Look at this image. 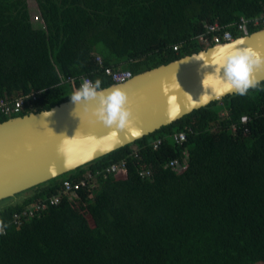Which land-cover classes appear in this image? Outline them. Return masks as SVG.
Returning <instances> with one entry per match:
<instances>
[{"label": "trees", "instance_id": "16d2710c", "mask_svg": "<svg viewBox=\"0 0 264 264\" xmlns=\"http://www.w3.org/2000/svg\"><path fill=\"white\" fill-rule=\"evenodd\" d=\"M28 1L0 0V100L37 96L0 122L70 100L83 76L112 85L104 68L134 76L213 46L197 37L214 23L264 28V0H32L39 21ZM64 180L87 186L13 222ZM27 190L0 208V264L264 263V81Z\"/></svg>", "mask_w": 264, "mask_h": 264}, {"label": "water", "instance_id": "95a60500", "mask_svg": "<svg viewBox=\"0 0 264 264\" xmlns=\"http://www.w3.org/2000/svg\"><path fill=\"white\" fill-rule=\"evenodd\" d=\"M242 40L238 47L264 56V28L232 41L213 45L167 64L132 76L124 83L101 88L128 96L135 136L127 129L105 126L96 119L93 98L61 102L48 110L0 122V201L63 175L137 139L171 124L184 115L221 100L235 91L217 94L214 54L220 45ZM222 75V70L221 73ZM252 76L264 81V66ZM50 113V115H48ZM117 132L115 139L112 132ZM152 142V138L148 139Z\"/></svg>", "mask_w": 264, "mask_h": 264}, {"label": "clouds", "instance_id": "9594fccd", "mask_svg": "<svg viewBox=\"0 0 264 264\" xmlns=\"http://www.w3.org/2000/svg\"><path fill=\"white\" fill-rule=\"evenodd\" d=\"M242 40L234 43L220 45L215 49L214 63L215 75L218 88L217 94L235 91L239 95H245L250 88H256L259 81L253 76L255 68L264 66V56L251 48L238 47ZM222 70V75L220 74ZM101 80L97 78L94 82L85 79L84 82L70 96L74 102L90 100L95 98L98 106L94 110L96 119L103 122L105 126H114L116 129H127L135 136L141 134V130L134 127L131 117V109L127 107L128 96L121 90L106 92L101 90ZM50 115V113L48 114ZM117 132L113 131L111 138L115 139ZM3 226L0 225V232Z\"/></svg>", "mask_w": 264, "mask_h": 264}, {"label": "built area", "instance_id": "2783aa9c", "mask_svg": "<svg viewBox=\"0 0 264 264\" xmlns=\"http://www.w3.org/2000/svg\"><path fill=\"white\" fill-rule=\"evenodd\" d=\"M236 31L241 34V36L249 35L247 23L244 18H240V20L235 24ZM199 41H202L205 45H209L213 43V45H218L222 43H226L235 39L232 33L226 30L223 26L214 23L209 25L207 28V32L199 35L197 37ZM173 50H177V45L173 47ZM96 62L101 64V58L96 57ZM104 74L107 75L113 82V84L124 83L129 80L133 75L130 71H114L110 68H104ZM85 79L91 80L87 76H83L78 78L79 86L84 82ZM72 78H69L68 81H72ZM37 93L25 94L17 96L12 100L3 99L0 100V113L6 116L9 115H16L20 113L25 105L30 106L32 101L36 100ZM185 133L184 132H177L172 135V139L175 143L181 144L185 141ZM161 140H157L155 142L152 141L153 146L156 148L160 144ZM125 166L124 161H120L119 163H115L107 167L105 170L106 172H116L117 170L123 168ZM169 168H172L176 171H181L182 165L177 159L171 160L166 165ZM141 177H150L151 172L150 170H141L139 172ZM91 178L88 175L87 179ZM87 182L86 180H81L77 183H72L69 180H64L62 182V191L59 194L54 195L47 199V201L37 202L34 203L30 207H26L19 213L13 214V222L15 224H21L22 219H26L29 217H33L35 214H38L40 211H43L49 205H56L60 202L61 195L72 196L82 187H86ZM61 194V195H60ZM3 232V231H2Z\"/></svg>", "mask_w": 264, "mask_h": 264}, {"label": "rangeland", "instance_id": "374dc122", "mask_svg": "<svg viewBox=\"0 0 264 264\" xmlns=\"http://www.w3.org/2000/svg\"><path fill=\"white\" fill-rule=\"evenodd\" d=\"M28 6H29V10L31 12V17L35 20V21H39L37 19H39V13L38 10L36 8V4L34 1H28ZM31 193V191L25 190L22 191L18 194H15L13 197H9L6 199H3L0 201V208L3 206H7L9 204L15 203L17 201H20L22 199H24L26 196H28ZM257 264H264V263H257Z\"/></svg>", "mask_w": 264, "mask_h": 264}]
</instances>
